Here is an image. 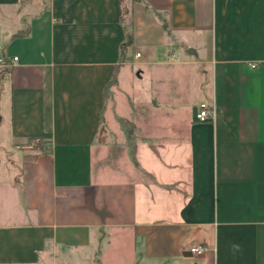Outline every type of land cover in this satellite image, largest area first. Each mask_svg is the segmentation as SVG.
Instances as JSON below:
<instances>
[{"label": "crops", "instance_id": "obj_1", "mask_svg": "<svg viewBox=\"0 0 264 264\" xmlns=\"http://www.w3.org/2000/svg\"><path fill=\"white\" fill-rule=\"evenodd\" d=\"M0 53V264H264V0H0Z\"/></svg>", "mask_w": 264, "mask_h": 264}, {"label": "built area", "instance_id": "obj_2", "mask_svg": "<svg viewBox=\"0 0 264 264\" xmlns=\"http://www.w3.org/2000/svg\"><path fill=\"white\" fill-rule=\"evenodd\" d=\"M137 56H140V53L136 54ZM17 60L16 57H14V61ZM4 65H12L11 61H8L1 53H0V66H4ZM252 67H255V64L251 65ZM214 115V107L206 101L201 102L198 105V110L196 113V120L200 121V122H205V121H209L213 118ZM34 141L36 142H40L41 139L40 137H36L34 139ZM191 252L193 254H197V255H201L204 253L205 248L201 245H194L191 247Z\"/></svg>", "mask_w": 264, "mask_h": 264}, {"label": "trees", "instance_id": "obj_3", "mask_svg": "<svg viewBox=\"0 0 264 264\" xmlns=\"http://www.w3.org/2000/svg\"><path fill=\"white\" fill-rule=\"evenodd\" d=\"M122 1V0H121ZM127 8H125V12H127ZM122 19H123V21H125L124 20V15H123V17H122ZM126 22V21H125ZM126 29H127V33H130L131 31H132V29H131V20L130 21H128L127 23H126ZM126 43H128V42H126ZM126 46V44L125 45H123L122 46V48H121V52H122V50H124L125 47ZM116 78V72H115V74H114V79ZM41 139V141H40V145L41 146H45L46 145V141L45 140H43L42 138H40Z\"/></svg>", "mask_w": 264, "mask_h": 264}, {"label": "rangeland", "instance_id": "obj_4", "mask_svg": "<svg viewBox=\"0 0 264 264\" xmlns=\"http://www.w3.org/2000/svg\"><path fill=\"white\" fill-rule=\"evenodd\" d=\"M5 106V105H4ZM96 263V262H95Z\"/></svg>", "mask_w": 264, "mask_h": 264}]
</instances>
